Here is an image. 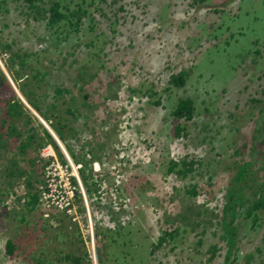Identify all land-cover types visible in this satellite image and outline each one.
<instances>
[{"label":"rangeland","instance_id":"374dc122","mask_svg":"<svg viewBox=\"0 0 264 264\" xmlns=\"http://www.w3.org/2000/svg\"><path fill=\"white\" fill-rule=\"evenodd\" d=\"M49 3L0 0V264H264V0Z\"/></svg>","mask_w":264,"mask_h":264},{"label":"trees","instance_id":"16d2710c","mask_svg":"<svg viewBox=\"0 0 264 264\" xmlns=\"http://www.w3.org/2000/svg\"><path fill=\"white\" fill-rule=\"evenodd\" d=\"M35 1L36 0H28V2L30 3V7L32 9H36V11L38 12V15L42 16L43 14H48V16H50L49 21L50 22H55L56 24L60 22V19H64V15H62V12L60 11L58 5L56 3H49V5L47 7H43V6H36L35 5ZM51 1V0H50ZM82 7V5H81ZM72 18H74L73 22H71V25L74 26V29L77 31L82 23V20L85 17H88L86 15V11L85 10H81V8H78L75 12V14L71 15ZM66 19H69L68 17H66ZM92 20V18L90 19ZM53 31L58 32L59 30L57 28H55ZM68 38V37H66ZM65 38V39H66ZM6 49H10L9 46L5 45L4 50L2 49V52H5ZM178 76V77H177ZM177 76H171L170 77V82L173 83V85L175 86H181L183 84H185V75L183 74H179ZM116 82V80H114ZM56 94H60V90H55ZM156 104L160 105V101H158ZM193 102L190 99H186V100H180L177 107L173 110V114L174 117L176 119H180V120H185V121H191L194 113H195V107L193 106ZM17 104H9L7 107V113L11 116V117H22L21 115L22 112L21 111H17ZM175 133L176 136H181V135H186V129L185 128H181L180 125H177L175 128ZM23 148L25 149L26 146L24 145ZM236 153V152H235ZM73 156V153H71ZM77 162V161H76ZM200 163L196 160H190L189 162L184 161L182 163L183 165V171H178L180 174H183V172H193L195 171L196 166H200ZM236 169H238L237 174L235 176L232 177V180L230 181V191L229 194L227 195L228 197V204H226V207L229 208V205L231 208H237V205L239 203L238 200H236V194L239 192V189H236L235 186L233 185V182H241V179L244 177V175L246 174V170L248 168V165L243 163V164H236ZM82 180L84 181V183H86V179L82 178ZM262 190H263V195L259 196L255 201L252 202V204L250 205L248 212L253 213L254 211H257L259 209H264V181L262 182ZM190 193L195 196V187L192 188V190L190 191ZM38 203L37 200V195H32V199L29 203H27V205H30L31 208H34ZM13 243L11 240H8L6 242V252L7 254H12L13 252ZM75 263L79 264V259H75L74 260Z\"/></svg>","mask_w":264,"mask_h":264}]
</instances>
